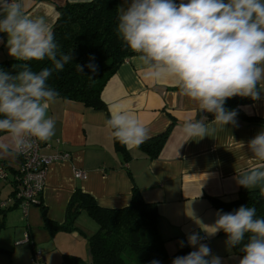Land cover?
<instances>
[{
	"label": "crops",
	"instance_id": "obj_1",
	"mask_svg": "<svg viewBox=\"0 0 264 264\" xmlns=\"http://www.w3.org/2000/svg\"><path fill=\"white\" fill-rule=\"evenodd\" d=\"M87 1L23 0V4L28 16H43L52 27L58 16L57 4ZM121 7H127L125 0L118 1ZM6 43L7 34L0 33V61L13 58ZM101 99L106 110L63 99L50 106L49 115L56 121L55 135L43 142L41 153L51 156L66 152L69 157L47 166L40 197L45 212L35 204L29 206L26 216L18 206L13 208V171L21 160L18 154L0 156V168L7 174L0 178V248L4 250L0 252V264H31L33 248L41 252L44 264H61L65 254L87 258L86 237L96 231L97 225L84 212L76 219L81 232L50 231L45 225V220L56 225L64 222L66 206L77 188L104 208L127 206L132 189L137 188L144 200L158 204V230L168 251L178 249L192 233L213 231L220 210L210 198L228 203L241 191H253L238 185L237 177L261 165L252 158L247 144L264 131V124L236 116L234 125H226L214 137L188 140L181 132L186 119L207 117L211 121L214 117L201 113L171 80L144 79L135 55L110 77ZM117 106L138 118L149 129V138L161 134L173 122L157 158L150 159L131 145L124 144L129 159L115 150L112 130L105 120L109 110ZM240 109L248 117L264 119V92L260 99ZM0 142H8V138L1 135ZM75 169L83 172L82 177L74 176ZM201 241L208 238L202 236Z\"/></svg>",
	"mask_w": 264,
	"mask_h": 264
},
{
	"label": "clouds",
	"instance_id": "obj_2",
	"mask_svg": "<svg viewBox=\"0 0 264 264\" xmlns=\"http://www.w3.org/2000/svg\"><path fill=\"white\" fill-rule=\"evenodd\" d=\"M125 2L127 7L117 9L115 33L122 46L135 54L144 79L171 80L201 113L214 116L211 121L186 119L181 132L188 140L214 137L226 125L236 123V111L225 108L228 99H260L264 92V0ZM0 33L7 34L8 55L18 61L14 74L0 69V134L8 138L0 142V156H12L55 135L56 121L49 109L59 93L48 81L73 57L61 50L45 17L25 13L23 0H0ZM44 60L51 67L34 71L30 62ZM75 66L79 73L88 67L93 74L98 67L91 62ZM109 112L105 123L122 144L138 147L149 138V129L125 109L117 106ZM247 147L252 158L262 163L238 174L237 184L264 195V131L248 141ZM212 229L210 235L221 230L227 235L229 248L240 247L239 264H264V218L257 217L255 207L218 211ZM188 243L198 247L175 257L172 264H222L208 245L200 243L198 234H191Z\"/></svg>",
	"mask_w": 264,
	"mask_h": 264
},
{
	"label": "trees",
	"instance_id": "obj_3",
	"mask_svg": "<svg viewBox=\"0 0 264 264\" xmlns=\"http://www.w3.org/2000/svg\"><path fill=\"white\" fill-rule=\"evenodd\" d=\"M118 1L90 0L56 5L58 16L51 28L61 50L65 53L71 52L73 57L62 71L53 72L49 78V85L59 93L58 99L79 102L95 110H106V104L101 99L104 86L116 70L135 55L122 46L115 33ZM176 2L178 3L179 0ZM90 57L95 59L90 61ZM90 62L98 66L94 74L88 67H84L83 73L76 70L75 65H87ZM17 63L14 58L2 60L0 69L14 74L13 65ZM30 64L34 71L51 67V63L47 60L32 61ZM252 102L254 100L250 97L236 96L226 101L225 108L235 110L237 116L247 122L264 124V119L248 117L240 109L241 106ZM212 117L214 116L210 113L208 118ZM172 127L173 122L161 134L136 146L137 149L150 159L157 158ZM113 143L115 150L121 152L125 159H129L124 144L114 137ZM42 145L43 142H40L41 148ZM17 154L22 162L21 155ZM13 173L16 175L18 169ZM13 183L14 190L11 193L15 201L13 208L16 206L20 208V201L16 197V183L14 181ZM40 197L41 193L35 205L41 206ZM210 201L215 208L223 212H233L240 206L255 207L257 217L264 218V195L258 189L241 191L232 202L226 203L216 198H210ZM41 210L45 212V207L41 206ZM81 212L97 225L96 231L86 237L93 264H150L153 260L159 261V264H172L175 257L191 252V248L184 241L183 246L176 251L168 252L166 240L158 230V204L144 200L137 188L132 189L129 204L121 208L100 207L91 195L77 188L66 206L64 222L56 225L45 220V225L50 231L58 229L64 232L78 230L81 232L76 226V219ZM232 250L236 255L243 256L239 246ZM2 251L4 250L0 248V252ZM36 251L39 250L33 248L32 256ZM61 264H87V258L65 254Z\"/></svg>",
	"mask_w": 264,
	"mask_h": 264
},
{
	"label": "built area",
	"instance_id": "obj_4",
	"mask_svg": "<svg viewBox=\"0 0 264 264\" xmlns=\"http://www.w3.org/2000/svg\"><path fill=\"white\" fill-rule=\"evenodd\" d=\"M22 157L18 173L14 176L16 197L20 201V208L26 216L29 206L38 202V196L42 192L47 166L54 161L67 160L69 154L59 152L51 156L41 153L40 142H36L33 148L19 153ZM83 172L75 169L74 176L82 177ZM6 172L0 168V178H6ZM31 264H44V258L40 251H36L30 260Z\"/></svg>",
	"mask_w": 264,
	"mask_h": 264
},
{
	"label": "rangeland",
	"instance_id": "obj_5",
	"mask_svg": "<svg viewBox=\"0 0 264 264\" xmlns=\"http://www.w3.org/2000/svg\"><path fill=\"white\" fill-rule=\"evenodd\" d=\"M33 206V205H32ZM86 216V215H85ZM88 218V216H87ZM211 232V231H209ZM208 231H201V234H198L200 237V243L206 244L211 249V254L214 256H218L221 258L222 264H239V259L241 258L240 255H236L232 248H229L224 245V238H227L225 233L219 234L217 233V236L214 237V235H210ZM193 234V233H192ZM196 234V232H195ZM202 236H206L208 238V241H201ZM222 237V238H221ZM188 239L184 242L188 244V246L191 248V251L196 250V247H193L189 245L187 242ZM177 249L169 250V253H173Z\"/></svg>",
	"mask_w": 264,
	"mask_h": 264
},
{
	"label": "water",
	"instance_id": "obj_6",
	"mask_svg": "<svg viewBox=\"0 0 264 264\" xmlns=\"http://www.w3.org/2000/svg\"><path fill=\"white\" fill-rule=\"evenodd\" d=\"M186 2V0H185ZM87 264H93V258H92V254H91V251L88 250L87 252Z\"/></svg>",
	"mask_w": 264,
	"mask_h": 264
}]
</instances>
